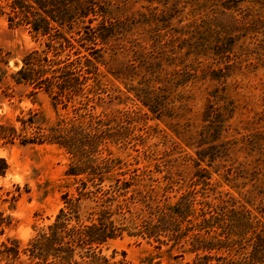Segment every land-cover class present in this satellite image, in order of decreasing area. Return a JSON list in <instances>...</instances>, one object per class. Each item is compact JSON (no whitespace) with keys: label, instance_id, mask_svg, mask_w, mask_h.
<instances>
[{"label":"rangeland","instance_id":"374dc122","mask_svg":"<svg viewBox=\"0 0 264 264\" xmlns=\"http://www.w3.org/2000/svg\"><path fill=\"white\" fill-rule=\"evenodd\" d=\"M25 4L0 0V264H30L6 247L16 241L22 251L47 233L63 195L84 180L66 174L73 157L47 136L70 121H100L93 147L112 167L100 186L118 184L119 200L137 201L111 217L124 229L100 247L111 261L191 264L169 237L159 244L141 233L133 212L146 217L144 202L167 208L189 198L199 213L228 201L264 225V0ZM28 11L48 20L47 33L32 31L20 14ZM32 52L78 77L71 100L53 107L42 88L15 81ZM93 205L82 202L81 222Z\"/></svg>","mask_w":264,"mask_h":264},{"label":"trees","instance_id":"16d2710c","mask_svg":"<svg viewBox=\"0 0 264 264\" xmlns=\"http://www.w3.org/2000/svg\"><path fill=\"white\" fill-rule=\"evenodd\" d=\"M21 2L26 5L27 0ZM10 7L12 13L17 15L15 3ZM28 12L32 17L22 12L20 14L25 22L31 24L32 31L36 34L47 33L50 29L48 20L36 11ZM77 16L81 17V13ZM67 21L71 22V19ZM104 26L102 22L101 27ZM48 46L54 47L52 44ZM55 64L59 62L48 58L46 53L40 56L32 52L23 59V66L17 71L15 81L32 85L36 90L42 88L53 100L52 106L56 107L63 99L71 100L74 88L80 81L66 69L68 65L54 68ZM102 133L100 121L91 120L85 123L81 121L80 124L70 121L64 127L58 124L50 130L48 138L63 146L73 157L66 174L74 178L84 175V180H78L75 195L67 192L63 195L64 208L59 210L47 233L39 234L22 251H19L18 242L12 241L10 247H6V253L16 255V258L22 253L28 256L30 264H76L75 256L81 259V264H126L124 260L111 261L100 252L102 245L124 231L114 224L111 217L118 213L131 214L130 205L137 202L132 197L119 200L124 194L118 184L109 185L106 189L100 186L112 172L111 162L102 158V152L93 147L98 145L93 141ZM204 154H198L199 162L204 160ZM204 178L209 179L207 176ZM84 200L94 205L83 223L80 209ZM144 206L146 217L138 211L133 212L140 222L141 233L147 238H154L159 244L160 237H169L175 246L182 249L183 254L193 255L191 264H264V240L260 234L264 232V225L243 205L235 207L228 201H221L213 207L205 203L197 213L193 200L184 198L175 207H151L150 203L145 202ZM249 233L257 239L247 240ZM248 246L250 250L245 252ZM49 257L53 260L48 261Z\"/></svg>","mask_w":264,"mask_h":264}]
</instances>
